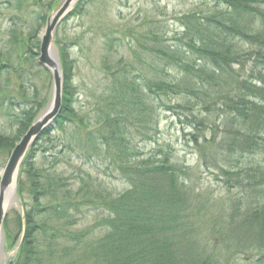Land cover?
Segmentation results:
<instances>
[{
    "label": "trees",
    "instance_id": "1",
    "mask_svg": "<svg viewBox=\"0 0 264 264\" xmlns=\"http://www.w3.org/2000/svg\"><path fill=\"white\" fill-rule=\"evenodd\" d=\"M31 1L35 7H44L39 5L40 0ZM221 2L225 6L224 12L206 17L193 14L188 23L182 22L183 32L176 40L179 48L164 46L154 50L155 56L149 55L155 63L156 73L152 79H142L143 86L136 78L130 80L126 70L112 74V77L116 74L122 78H117L121 89L107 99H99L93 111L97 132L88 133L87 143L98 159L107 162L130 185V189L116 197L100 184L96 185V181L93 183L86 173H82L85 175L74 192L70 179L36 163L40 153L48 152L53 130H63L67 124L85 129L89 125L83 122L86 115L80 116L74 106V62L70 60L68 46L65 43L61 46L58 39L64 78L63 107L55 127L40 135L24 160L21 171L27 182H20L19 186H28L30 200L38 211H23V215L14 211V231L9 230L8 220H5L7 250H12L21 238L17 256L8 264H52L58 255L56 246L61 248V254L72 255L70 259L75 257L72 264H214L213 257L199 251L198 243H195L192 191L185 177L188 168L174 162L171 154L162 150L152 155L162 157L160 161L152 163L147 159L136 163L142 154L132 145L133 140H129L125 126L134 116L138 121L130 123L139 127L142 142H151L149 133L152 132L154 106L149 99H170L169 96L181 94L184 96L177 104L165 103L163 106L192 129L187 134L192 151L200 156L206 168L218 170L216 177L225 183L223 188L227 194L233 190L239 193L238 201L228 194L232 213L243 216L242 224L233 232L245 246L248 245L245 251L257 254L260 256L257 262H262L264 164L246 168L242 160L264 153V30L260 29L264 24V0ZM82 3L68 19L77 13ZM46 18L40 15L36 19L39 29L29 31L23 42L22 38L12 34L16 52L32 54L31 66L37 61L40 45L35 37L44 27ZM3 56L0 53V73L11 68L9 62L4 64ZM17 56L19 60L22 57L21 53ZM248 63L251 67L245 70ZM236 66L239 69L235 71ZM169 68L177 69L180 76H169ZM18 69L21 70V66ZM19 86L18 94L28 100L21 84ZM139 90H142V96ZM30 98V106L21 109L16 116L19 127L13 138L0 136V169L1 163L8 160L15 144L48 102L36 95ZM199 105H203L201 110ZM213 107L218 108L219 125L212 124L210 118L201 114ZM209 131L211 136L207 134ZM89 152L88 158L92 156ZM49 197L50 201L56 202L42 206L43 199L46 201ZM89 211H97L95 228L104 229L105 235L91 239V230L77 234L69 230ZM229 218L234 220V214ZM58 237L61 242L56 241ZM220 237L223 242L225 237ZM65 239L75 243L66 246L68 241Z\"/></svg>",
    "mask_w": 264,
    "mask_h": 264
},
{
    "label": "rangeland",
    "instance_id": "2",
    "mask_svg": "<svg viewBox=\"0 0 264 264\" xmlns=\"http://www.w3.org/2000/svg\"><path fill=\"white\" fill-rule=\"evenodd\" d=\"M56 2L58 0H40L39 5L42 4L44 7H35L31 0H0V53L2 56L5 55L3 56L4 64L9 62L11 67L0 73V136L13 138L19 127L16 116L21 113V109L30 106L28 103L30 97L36 95L43 101L50 96L51 74L37 65V61L31 66L32 54L29 52L24 51L23 55L20 50L16 52L17 47L12 34L19 36L18 39L22 38L23 42L29 31L39 29L36 19L40 15L48 18L56 9L54 8ZM81 3L77 13L69 19L67 16L58 26L57 34H54V43L59 61L58 39L61 46L64 43L68 46L70 60L74 62L72 72V86L76 91L73 97L74 106L80 116L86 115L83 117V122L89 125L85 129L75 124H67L63 130L52 131V144L48 152L39 154L36 163L49 172L54 171L58 176L62 175L70 179L74 192L81 184L79 180L85 175L82 173H86V177L89 175L93 183L96 181V185L100 184L106 192L116 197L130 189V185L120 177L118 171L115 172L109 167L107 162L98 159L90 151L91 148L87 143L88 133L97 132L93 111L99 99L101 97L107 99L121 89L122 85L117 81L120 76L115 74L112 77V74L126 70L130 80H132L131 77L136 78L140 86H143L142 79H152L156 73L153 65L155 63L149 55L155 56L154 50L164 46L178 47L179 43L176 40L183 32L182 22L188 23L189 16L193 14L206 17L215 12H224L225 6L221 0H80L70 12H73ZM261 28L264 30V24L260 25ZM41 29L35 37L39 40L43 34ZM20 53L22 57L19 60L17 55ZM19 66L21 70L18 69ZM250 67L251 64L248 63L245 70H249ZM238 69L239 67L236 66L235 71ZM167 72L172 78L180 76L175 68H169ZM247 73L248 71L246 75ZM19 84L28 100H23L18 94L21 88ZM141 92L142 90H139L142 96ZM144 92L147 91L144 90ZM132 96L135 94L133 93ZM143 96H145L144 93ZM181 96H169L171 100L166 97L149 99L154 106L152 132L149 133L152 137L151 142H142L139 127L131 124L138 121L134 116L127 124L125 123L129 140H133L132 145L137 146L142 154L136 163L147 159H151L152 163L160 161L162 157L156 158L152 155L162 150L163 153L169 152L174 162L188 168L185 177L192 191L190 198L195 222V243H198L199 251H204L206 255L210 254L213 257L214 264H264V259L260 263L257 262L260 256L251 251H245L248 245L245 246L242 239L233 232L235 227L242 224L243 216L232 213L233 205L228 199L231 195L238 201L239 193L233 190L228 192L229 195L227 194L224 189L225 183L216 177L218 170L214 167L206 168L200 156L198 157L192 151L193 148L187 136L192 129L183 120L179 121L177 114L166 111L163 106L165 103L177 104ZM62 107L63 93L61 110ZM198 108L201 110L203 105H199ZM208 111L207 113L202 111V116L210 118L212 124L219 125L218 108L213 107ZM207 134L211 136L210 131ZM88 152L92 155L90 158L87 157ZM5 160L1 163L2 167ZM256 164H264V153L245 157L242 160V165L246 168ZM26 180L27 178L20 172L15 194L24 205L20 209L21 205L14 203L8 209L6 220H8L10 231L15 230L14 211H38L30 200L28 186L27 188L19 186L20 182L26 184ZM50 199V197L46 201L43 199L40 204L46 206L48 203L56 202ZM96 213L97 211L85 213L69 230L75 234L91 230V239L105 235L104 229L95 228L98 222L95 218ZM232 214H234V220L229 218ZM50 226L53 227V224ZM140 235L143 236L142 233ZM220 235L225 237L223 242ZM65 240L68 241L65 243L66 246L75 243L69 239ZM56 241L61 242V237H58ZM5 242V240L2 242L0 249V264H8L10 259L15 260L17 256L15 250H7ZM56 253L58 255L52 260V264H72L71 260L75 258L70 259L72 255L61 254V248L57 246Z\"/></svg>",
    "mask_w": 264,
    "mask_h": 264
},
{
    "label": "water",
    "instance_id": "3",
    "mask_svg": "<svg viewBox=\"0 0 264 264\" xmlns=\"http://www.w3.org/2000/svg\"><path fill=\"white\" fill-rule=\"evenodd\" d=\"M80 0H63L60 6L53 11L46 20L43 34L40 37L39 57L37 65L51 73L52 90L47 106L38 114L27 132L12 150L10 157L0 176V249L2 248L3 224L8 209L19 203L15 194L19 180L20 168L30 146L49 127L54 126L61 111L63 72L58 52L54 44V32L57 26L68 16L71 9Z\"/></svg>",
    "mask_w": 264,
    "mask_h": 264
},
{
    "label": "bare ground",
    "instance_id": "4",
    "mask_svg": "<svg viewBox=\"0 0 264 264\" xmlns=\"http://www.w3.org/2000/svg\"><path fill=\"white\" fill-rule=\"evenodd\" d=\"M3 236H4V240L6 241L5 239V232L3 231ZM21 241V238H19V240L17 241L16 245ZM6 246V245H5Z\"/></svg>",
    "mask_w": 264,
    "mask_h": 264
}]
</instances>
